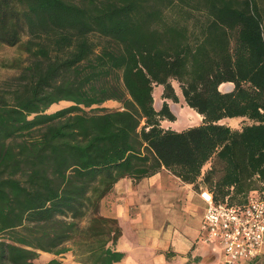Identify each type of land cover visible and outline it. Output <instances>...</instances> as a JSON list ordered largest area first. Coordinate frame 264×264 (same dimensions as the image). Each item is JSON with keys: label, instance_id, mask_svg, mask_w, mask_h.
<instances>
[{"label": "trees", "instance_id": "trees-1", "mask_svg": "<svg viewBox=\"0 0 264 264\" xmlns=\"http://www.w3.org/2000/svg\"><path fill=\"white\" fill-rule=\"evenodd\" d=\"M262 21L256 0H0V43L20 51L0 79V264L68 248L118 260L98 200L123 175L164 166L213 201L264 198ZM171 79L199 123L160 124L175 118Z\"/></svg>", "mask_w": 264, "mask_h": 264}, {"label": "crops", "instance_id": "crops-1", "mask_svg": "<svg viewBox=\"0 0 264 264\" xmlns=\"http://www.w3.org/2000/svg\"><path fill=\"white\" fill-rule=\"evenodd\" d=\"M152 96L158 106L160 84L152 86ZM176 96L177 102L165 99L175 118L161 119L160 124L179 130L199 123L201 115L186 105L181 95ZM231 118L235 116L219 121ZM202 191L206 190L200 183L194 188L164 166L138 179L118 177L98 200V213L115 218L119 227L112 247L122 256L112 264H227L215 243L198 238L206 204ZM262 261L264 245L254 257L234 264Z\"/></svg>", "mask_w": 264, "mask_h": 264}, {"label": "built area", "instance_id": "built-area-1", "mask_svg": "<svg viewBox=\"0 0 264 264\" xmlns=\"http://www.w3.org/2000/svg\"><path fill=\"white\" fill-rule=\"evenodd\" d=\"M205 190L199 240L215 243L227 264L254 257L264 245V198L253 189L241 201H213Z\"/></svg>", "mask_w": 264, "mask_h": 264}, {"label": "rangeland", "instance_id": "rangeland-1", "mask_svg": "<svg viewBox=\"0 0 264 264\" xmlns=\"http://www.w3.org/2000/svg\"><path fill=\"white\" fill-rule=\"evenodd\" d=\"M256 1H257V5L259 7V10H260L261 16L263 17L262 31H263V35H264V0H256ZM172 12H169V10H168L166 12V15H170V14L174 15L173 10H172ZM194 13L196 14V12H194ZM18 55H20V51L17 49L16 45H6V44L0 43V79L3 78L4 76H7V75L14 73V69L9 67V66H6L5 64L9 63L10 59H12L13 57H17ZM170 81H171V84L173 86L174 91L180 95L179 87L177 85L176 80L171 79ZM223 85L225 87H227L228 84L223 83L220 85V87H222ZM156 90L157 89H154V91H156ZM176 102H177V100H176ZM67 103H68V101H66V100H59L55 103H52L48 107V109L53 110V109H56L60 106L65 105ZM169 103H171V102H169ZM101 104L108 107V108H114V107L118 106L120 103L114 99H106ZM248 121L249 120L245 117L235 116V118L223 120L222 122L227 123L231 127L239 128L241 124H243L244 122H248ZM85 222H86L85 218H82L79 220L80 224H84ZM65 245L73 247V244L71 245V243L69 241L65 242ZM51 257H56L60 262L59 264H67V263L82 264L78 260L79 257H78L77 252L73 251L72 248H68L67 250L60 252L58 254H53L52 252L38 250V254L32 260L35 264H37V263L44 262ZM262 263H263V261H262Z\"/></svg>", "mask_w": 264, "mask_h": 264}, {"label": "water", "instance_id": "water-1", "mask_svg": "<svg viewBox=\"0 0 264 264\" xmlns=\"http://www.w3.org/2000/svg\"><path fill=\"white\" fill-rule=\"evenodd\" d=\"M227 87H228V85H227Z\"/></svg>", "mask_w": 264, "mask_h": 264}]
</instances>
